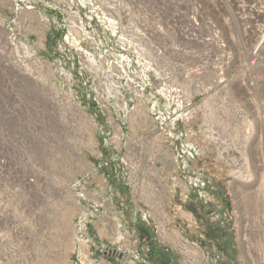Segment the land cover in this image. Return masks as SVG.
<instances>
[{
  "label": "rangeland",
  "instance_id": "1",
  "mask_svg": "<svg viewBox=\"0 0 264 264\" xmlns=\"http://www.w3.org/2000/svg\"><path fill=\"white\" fill-rule=\"evenodd\" d=\"M111 1L0 0V65L22 67L51 108L52 133L39 138L51 146L43 152L44 176L67 181L88 170L86 188L101 197L83 238L73 195V204L54 207L44 261L264 264V201H253L264 196V184L254 194L260 181H240L243 169L247 180L257 179L253 162L264 157V136L246 134L264 130V0H196L199 34L215 29L229 48L235 42L242 63L256 49L260 58L259 69L230 68L222 81L215 73L218 86L202 79L197 90L190 59L175 52L190 43L162 41L161 63L109 20ZM209 101L227 120L222 138L200 130ZM245 142H257L256 153L242 151ZM85 204L88 215L97 203Z\"/></svg>",
  "mask_w": 264,
  "mask_h": 264
},
{
  "label": "built area",
  "instance_id": "2",
  "mask_svg": "<svg viewBox=\"0 0 264 264\" xmlns=\"http://www.w3.org/2000/svg\"><path fill=\"white\" fill-rule=\"evenodd\" d=\"M107 5L105 10L110 16L109 20L123 32L126 39L141 42L144 53L152 51L161 58L160 55L167 51L162 41L171 36L177 42H189L191 46L188 51H184L186 47L183 50L178 46L175 52L181 60L184 56L190 59V72L195 82L197 81L195 90L201 88L199 84L202 79L209 80L211 88L218 86L212 79L215 73L222 81L223 74L229 72L230 68L235 73L240 68L251 70L259 67L257 49L248 54V63H242L243 55L239 48H235V42L229 48V43L215 29V34L198 33L202 27L194 14L196 0H112ZM201 22L205 23L203 20ZM209 25L211 28L212 24ZM231 49L235 51V55L228 52ZM179 67L182 68L180 65ZM220 86L226 87L223 83ZM45 100V95L37 90L35 78L22 67L0 65V264H48L42 253L49 249L53 237L54 207L60 202L66 206L73 204L67 199V195H73L76 208L79 209L77 220L81 223L77 232L82 238L87 230L86 225L95 223L100 213V195L86 188L90 186V171L83 170L85 174L80 173L77 178L67 181H51L44 176L43 152L49 153L51 146H45L39 138L50 137L52 133L47 124L52 118V112ZM211 102L209 101V106L207 104L203 107L206 119L200 130L212 138H222L227 120L224 115L216 113ZM192 108V116L199 113L197 106L193 105ZM75 128L79 133L85 130L82 127L80 130L78 125ZM246 134L263 137L264 130H248ZM256 146L257 142H248L242 151L256 153ZM261 154H264V149ZM76 160L71 164L65 163V173H68ZM253 165L259 171L257 179L254 174L247 180L243 169V179L240 181H260L254 191L256 194L261 193L258 188L264 184V157L259 162H253ZM245 168L249 169V164ZM60 188L63 196L55 191ZM89 192L92 193L91 196L88 195ZM236 194L239 195V201L246 202L245 192L237 189ZM91 201L98 205L94 204L87 215L85 203ZM258 222L263 224L262 217L258 216Z\"/></svg>",
  "mask_w": 264,
  "mask_h": 264
},
{
  "label": "bare ground",
  "instance_id": "3",
  "mask_svg": "<svg viewBox=\"0 0 264 264\" xmlns=\"http://www.w3.org/2000/svg\"><path fill=\"white\" fill-rule=\"evenodd\" d=\"M79 31H80V29H79ZM245 33H243V35H246V31H244ZM163 130V129H162ZM163 134V133H162ZM250 172V171H249ZM247 174V173H246ZM240 187V186H239ZM238 189V188H237ZM241 191H243V190H241ZM238 195V194H237ZM254 202H256V205L255 206H257L258 205V203L259 202H261V201H264V196L262 195V196H260L259 198H256L255 200H253ZM240 203V202H239ZM242 203V202H241ZM262 203V202H261ZM244 208V207H243ZM255 209V208H254ZM251 210H252V208H251ZM255 215V214H254ZM163 234V233H162Z\"/></svg>",
  "mask_w": 264,
  "mask_h": 264
}]
</instances>
